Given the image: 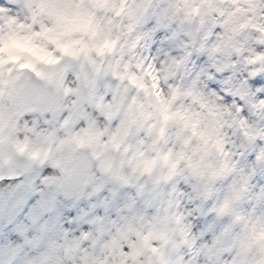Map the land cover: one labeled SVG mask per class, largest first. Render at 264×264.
I'll use <instances>...</instances> for the list:
<instances>
[{
  "label": "clouds",
  "instance_id": "9594fccd",
  "mask_svg": "<svg viewBox=\"0 0 264 264\" xmlns=\"http://www.w3.org/2000/svg\"><path fill=\"white\" fill-rule=\"evenodd\" d=\"M0 264H264V0H0Z\"/></svg>",
  "mask_w": 264,
  "mask_h": 264
}]
</instances>
